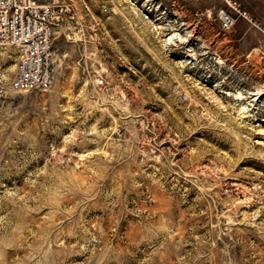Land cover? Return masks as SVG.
I'll return each mask as SVG.
<instances>
[{
  "label": "rangeland",
  "instance_id": "rangeland-1",
  "mask_svg": "<svg viewBox=\"0 0 264 264\" xmlns=\"http://www.w3.org/2000/svg\"><path fill=\"white\" fill-rule=\"evenodd\" d=\"M38 1L55 79L0 108V264H264V0L228 29L216 0Z\"/></svg>",
  "mask_w": 264,
  "mask_h": 264
},
{
  "label": "built area",
  "instance_id": "built-area-1",
  "mask_svg": "<svg viewBox=\"0 0 264 264\" xmlns=\"http://www.w3.org/2000/svg\"><path fill=\"white\" fill-rule=\"evenodd\" d=\"M145 13L167 12L168 3L206 0H130ZM226 5L219 9L222 28L232 27L239 18L252 21L237 0H216ZM58 11L55 3L38 0H0V48L12 46L19 52L15 73L7 83L0 80V108L8 90H47L54 74V40Z\"/></svg>",
  "mask_w": 264,
  "mask_h": 264
}]
</instances>
